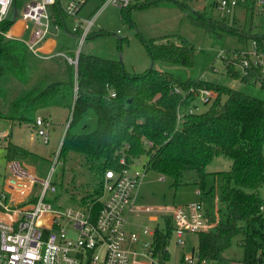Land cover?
I'll use <instances>...</instances> for the list:
<instances>
[{"label": "trees", "instance_id": "obj_1", "mask_svg": "<svg viewBox=\"0 0 264 264\" xmlns=\"http://www.w3.org/2000/svg\"><path fill=\"white\" fill-rule=\"evenodd\" d=\"M26 1L15 0L18 14ZM139 1L123 10L127 11V17L133 10L157 6L164 0ZM180 6L188 7L185 2ZM54 13L55 21L62 26L58 50L75 57L64 43L71 40L68 21L56 9ZM192 20L208 32L217 27L198 12ZM12 25L9 19L1 28L8 30ZM240 37L245 41L252 39L258 51L264 53V36ZM145 46L154 67L142 75L130 74L118 60L82 51L78 66L58 57L56 70L46 72L33 83L27 66L31 63L38 66L45 60L35 57L23 42L0 36V121L12 125L31 122L40 109L56 102L67 106L71 115L60 159H66L70 153L81 155L84 167L101 184L106 171L130 167L142 156L147 158V172L154 171L176 183L190 170L205 177L207 166L216 157L227 156L232 161L231 169L220 173L226 222L214 232L200 234L199 252L213 264H226L224 253L234 239L240 238L243 261L258 264L261 260L262 263L264 200L256 192L264 185V97L190 76L181 79L171 72L157 70L156 64L192 68L195 50L155 40L145 41ZM225 66L230 76L244 84L259 86L264 93V79L260 78L259 70L252 69L248 77H243L233 64L225 63ZM202 89L217 92L216 99L207 110L187 114L189 108L197 105ZM183 113L185 117L179 124L178 114ZM92 114L96 118L94 128L82 133L73 131L86 124ZM10 138L9 133L1 138L7 160L27 159L30 153L13 144ZM94 188L93 193L81 198L80 205L86 209L92 207L96 216L102 207L99 201L102 194L101 187ZM161 221L162 227L156 229L154 238V256L164 261L169 259L165 250L174 224L167 216Z\"/></svg>", "mask_w": 264, "mask_h": 264}, {"label": "rangeland", "instance_id": "obj_2", "mask_svg": "<svg viewBox=\"0 0 264 264\" xmlns=\"http://www.w3.org/2000/svg\"><path fill=\"white\" fill-rule=\"evenodd\" d=\"M105 2L106 0H89L79 14L81 19L97 16L96 22L91 28L90 37L82 45L83 52L105 59L118 60L123 63L125 70L130 74L142 75L154 67L145 41L155 40L163 44L187 46L195 50L192 68L160 64H156L155 68L171 72L181 79L190 76L204 82L219 83L256 97H264L259 86L244 84L240 79L230 76L223 59L219 57L220 54L226 57L231 53L245 50L252 53L253 40L245 41L240 35L264 36V14L252 15L241 9L236 12L234 17L224 21L221 12L212 9L211 2L208 0H164L159 2L157 6L133 10L127 17V11L115 6L102 8ZM184 2L188 7L182 8L180 6ZM197 12L202 14L208 22L217 24L213 32H208L193 23L192 19L197 16ZM71 24L69 20L68 27ZM224 25L238 32H232L226 29ZM22 27H25V24L22 21H17L8 32L11 36L18 37L17 30L22 29ZM19 38H26V33ZM64 43L72 52H77L78 48L81 47L79 39L70 41V44L66 41ZM55 59L43 61L38 66L33 63L29 64L27 68L31 81L34 83L39 78H43L46 72H54L58 66L57 59ZM31 62L35 61L31 60ZM234 68L239 71L238 67L234 66ZM201 108L205 111L208 106H201ZM70 115L71 111L67 106L56 102L54 105L36 112L31 122H16L12 125L4 120L0 121V130H7L8 132H2V135L11 134V142L30 153L27 159L18 161L38 180L47 181L53 172L51 182L56 185L57 191L48 193V199L54 201L61 208L85 209L80 205L81 198L93 193L96 186L101 187L102 194L104 181L102 184L100 180L98 182V178L95 179L94 175L84 167L82 164L84 158L81 155L70 153L66 159L61 158L59 162H56ZM38 118L44 120L43 128L48 132V143H45L44 138L38 135V128L35 125ZM95 125L96 118L92 114L89 115L86 124L83 123L73 131L82 133L94 128ZM86 126H88L87 129ZM2 141L0 138V190L5 185V179L10 177L9 161ZM146 162V156L139 158L136 161L134 171L142 170ZM231 166L230 158L220 155L207 166L205 177L201 178L196 171L190 170L184 173L179 183L162 177L154 171L145 172L138 192L137 204L156 208H171L201 202L205 209L210 212L211 217L216 221L219 220V225L224 224L227 209L221 199L220 173L229 171ZM38 189L40 190V187ZM256 193L264 200V185ZM217 207L220 210L218 215ZM128 222L127 230L129 232L141 234L139 242L130 246L132 250L138 253L143 252L142 244L144 242H154L153 239L150 240V238L142 235L144 228L157 229L159 226L162 227L161 218L159 221H151L147 214L130 216ZM185 239L187 244L181 247L176 243L174 234L171 236L170 243L166 247L169 254V259L165 261L166 264H179L183 255H194L199 252L200 234H188ZM224 257L227 260L226 264L243 262L244 250L240 245V238L233 240L232 246L224 253ZM150 260L156 263L161 261L156 256ZM262 260L264 264V258Z\"/></svg>", "mask_w": 264, "mask_h": 264}, {"label": "built area", "instance_id": "obj_3", "mask_svg": "<svg viewBox=\"0 0 264 264\" xmlns=\"http://www.w3.org/2000/svg\"><path fill=\"white\" fill-rule=\"evenodd\" d=\"M208 1L211 2L212 9L221 12L224 21L234 17L241 9L252 15L264 14V0ZM14 2L15 0H0V36L23 42L40 59L61 57L71 65L78 66L82 45L90 37L97 18L96 15L87 19L79 18L89 0H27L19 14ZM138 2L140 1L106 0L102 8L112 5L125 10ZM54 9L72 23L69 34L79 39L81 44L77 52L73 51L75 57L59 51H41L44 44L52 38L57 39L62 30L61 24L55 21ZM15 12L17 19L14 22ZM9 19H12L13 25L17 21L25 24L26 38L11 36L9 29L1 28ZM219 57L223 62L238 67L243 77H248L250 70L254 69L259 70L260 78L264 79V53L258 51L255 42L252 43V53L245 50L226 57L220 54ZM175 91L180 92L178 89ZM217 95L212 90H200L197 105L189 108L187 114L201 113V106L210 105ZM184 117V113L178 114L179 124ZM35 125L38 135L48 143V132L43 128L44 120L38 118ZM59 160L60 151L56 162ZM8 164L10 177L0 190V264H166V260L157 263L150 260L154 257V242H144L142 253L130 248L139 242L141 236L127 230L130 216L147 214L151 221L170 217L174 224L176 243L181 247L187 244L186 235L210 233L219 227V220L211 217L201 202L171 208L137 204L138 192L147 172L145 164L140 171H134L136 163L120 170L106 171L103 193L99 200L102 207L96 216L93 215L92 207L61 208L48 199V193L57 191L56 185L51 182L53 172L47 181H40L20 161L14 160ZM261 210L264 212V207ZM219 212L217 207V215ZM142 235L154 240L156 229L145 227ZM165 251L168 253L167 249ZM179 264L213 263L197 252L194 255H183ZM240 264L248 263L243 261Z\"/></svg>", "mask_w": 264, "mask_h": 264}, {"label": "crops", "instance_id": "obj_4", "mask_svg": "<svg viewBox=\"0 0 264 264\" xmlns=\"http://www.w3.org/2000/svg\"><path fill=\"white\" fill-rule=\"evenodd\" d=\"M69 22V21H68ZM18 32H17V36H18V38L19 37H22V35L24 34V32H25V30H24V27H22V29H19V30H17ZM69 36H70V38H71V40H68L67 39V41L69 42V44H70V41H72V40H75L76 38H74L73 36H71L70 34H69ZM59 37L57 38V39H54V38H52V39H50V40H48L45 44H44V46H43V51H44V53H52V51L53 52H58L59 50ZM45 61H47V60H45ZM2 132L4 133V132H8L7 130H5V129H3L2 131L0 130V138H5L6 136H8V133L5 135V136H3L2 135ZM3 146V145H2ZM19 160V159H18ZM7 179V178H6ZM6 179H5V181H6Z\"/></svg>", "mask_w": 264, "mask_h": 264}, {"label": "water", "instance_id": "obj_5", "mask_svg": "<svg viewBox=\"0 0 264 264\" xmlns=\"http://www.w3.org/2000/svg\"><path fill=\"white\" fill-rule=\"evenodd\" d=\"M16 19H17V16H16V12H15V17H14L13 21L15 22ZM152 66H153V62H152Z\"/></svg>", "mask_w": 264, "mask_h": 264}, {"label": "bare ground", "instance_id": "obj_6", "mask_svg": "<svg viewBox=\"0 0 264 264\" xmlns=\"http://www.w3.org/2000/svg\"><path fill=\"white\" fill-rule=\"evenodd\" d=\"M41 51L44 52V51H43V48L41 49Z\"/></svg>", "mask_w": 264, "mask_h": 264}]
</instances>
